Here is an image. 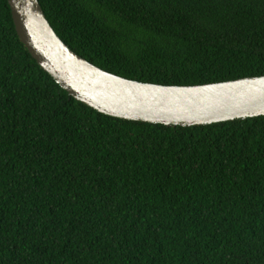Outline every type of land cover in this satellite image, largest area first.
Segmentation results:
<instances>
[{
	"label": "trees",
	"instance_id": "obj_1",
	"mask_svg": "<svg viewBox=\"0 0 264 264\" xmlns=\"http://www.w3.org/2000/svg\"><path fill=\"white\" fill-rule=\"evenodd\" d=\"M110 74L163 86L264 76V0H39ZM0 264H264V116L191 128L75 100L0 0Z\"/></svg>",
	"mask_w": 264,
	"mask_h": 264
},
{
	"label": "water",
	"instance_id": "obj_2",
	"mask_svg": "<svg viewBox=\"0 0 264 264\" xmlns=\"http://www.w3.org/2000/svg\"><path fill=\"white\" fill-rule=\"evenodd\" d=\"M16 32L38 65L75 100L127 121L191 128L264 116V76L200 86H163L110 74L74 53L39 0H8Z\"/></svg>",
	"mask_w": 264,
	"mask_h": 264
}]
</instances>
